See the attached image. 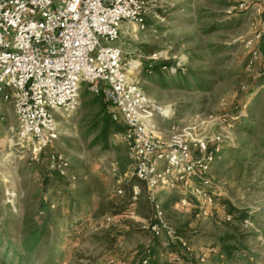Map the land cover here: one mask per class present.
I'll return each mask as SVG.
<instances>
[{
    "label": "rangeland",
    "instance_id": "374dc122",
    "mask_svg": "<svg viewBox=\"0 0 264 264\" xmlns=\"http://www.w3.org/2000/svg\"><path fill=\"white\" fill-rule=\"evenodd\" d=\"M161 3L169 9L165 17L158 9L152 11L144 29L125 22L127 29L114 45L128 57H142L140 86L168 108L169 119L163 123L157 118L161 127L168 125L166 132L157 130L159 137L168 140L179 127H195L209 146L216 137L223 141L207 175L218 188L212 203L189 187L159 194L167 230L154 244L150 220L135 211L152 209L147 191L130 214H112V203L125 196L122 186L134 176V164L124 134L110 136L108 149L93 144L99 105L87 86L82 87L78 108L70 116L57 117L59 130L49 149L67 159L76 180L64 178L50 189L43 186V180L53 176L49 155H36L18 143L16 115L5 105L0 124V264H137L152 247L162 264H178L175 257L184 264H264L263 0ZM154 55L159 59L151 60ZM161 61L174 65L158 73L148 68ZM134 193L139 195V189ZM183 199L188 205L181 204ZM42 200L59 218L43 243L27 253L21 244L22 219L30 217V227H37L45 218L39 208ZM224 200L250 218L239 226ZM169 230L181 233L187 245L176 244L180 255L165 251L171 242ZM227 232L237 237L232 261L217 243Z\"/></svg>",
    "mask_w": 264,
    "mask_h": 264
},
{
    "label": "built area",
    "instance_id": "2783aa9c",
    "mask_svg": "<svg viewBox=\"0 0 264 264\" xmlns=\"http://www.w3.org/2000/svg\"><path fill=\"white\" fill-rule=\"evenodd\" d=\"M56 1L0 0V124L5 105H11L18 143L36 155L48 154L50 171L74 183L67 159L49 149L58 134L57 117L78 108L87 86L109 105L113 120L126 127L134 175L145 182L158 220L150 229L160 236L167 225L158 195L189 187L211 204L218 188L207 175L223 143L216 137L209 146L195 127H179L168 140L159 137L157 118L164 123L169 117L137 80L142 57H128L114 45L124 22L144 29L146 17L161 7V0ZM135 61L139 66L133 69ZM181 204L188 205V199ZM168 236L172 243L187 246L173 231ZM175 261L184 264L179 257Z\"/></svg>",
    "mask_w": 264,
    "mask_h": 264
},
{
    "label": "trees",
    "instance_id": "16d2710c",
    "mask_svg": "<svg viewBox=\"0 0 264 264\" xmlns=\"http://www.w3.org/2000/svg\"><path fill=\"white\" fill-rule=\"evenodd\" d=\"M168 10L169 9L167 8L163 9L162 7H159L157 12H159L162 16L165 17ZM173 65L174 64L172 61L169 62L161 61L158 65L155 66L149 65L148 68L150 69L152 68V70L155 73H158L161 71L162 67H171ZM86 94H89V92L87 91ZM93 102L99 105V109L96 112L92 124L93 126L92 129L94 131H97L96 137L93 140V144L102 145L104 149H108L109 147L108 141L110 136L124 134L126 131V127L124 126V124L113 120L112 115L110 113L109 105L104 103L100 96L95 95ZM218 155L219 153L216 154V157ZM52 175H53L52 178L50 179L45 178L43 180L44 188L46 189L54 188L59 181L64 179L56 172H52ZM122 187L124 188L125 196L122 199H120L118 203L116 204L112 203L111 206H114L115 208L114 211H112L113 216H123L126 214H130L132 212V207L135 205L138 206L139 204L138 201L140 200V198H142L141 196L143 195V193L147 191L145 182L138 179L135 175L131 177V179L127 183H125ZM134 188L139 189L140 191L139 195L138 193L137 194L134 193ZM223 202L224 205L227 207L228 214L236 218V220L239 222V226L250 218L249 213L247 211L237 209L236 207H234L225 200ZM39 208H40V213L45 212V218L37 227L34 228L30 227L29 225L31 223L30 217H26V218L23 217L22 219L23 230L21 234V244L27 253L30 250H32L34 247L43 243L45 236L48 234L49 226H51V224L56 222L59 218L57 211L54 212L50 211V203L42 200L39 203ZM137 210L138 209H135L136 212H139V215L150 220V227L158 223L156 215L152 216L151 213V211L154 210L153 207L152 209L146 207V211H140V210L137 211ZM228 226H230V224ZM2 227L5 228L6 227L5 224H2ZM233 228L237 229L236 226H234ZM173 232L176 236L179 237L182 236L181 233L177 231H173ZM153 238H154V244H159L157 241L159 240V236L153 234ZM217 243L219 245L222 255H225L229 261H232L235 254L238 252L236 233L227 232L219 236L217 239ZM176 244L182 246V244H180L179 241L174 243L170 242L168 245L169 248H165V251L166 252L170 251L172 253H176L180 255L181 253ZM240 245L241 242L239 240V247ZM156 250L157 249H155V247L149 248L147 252L145 251L143 253L142 259L137 264H143V261H145L148 258H150L148 264H162L160 263L159 260L155 258Z\"/></svg>",
    "mask_w": 264,
    "mask_h": 264
},
{
    "label": "crops",
    "instance_id": "0c3cea01",
    "mask_svg": "<svg viewBox=\"0 0 264 264\" xmlns=\"http://www.w3.org/2000/svg\"><path fill=\"white\" fill-rule=\"evenodd\" d=\"M125 29H127V27L125 26V22L122 24V30H125ZM156 124L158 125V130H160V131H168V125L167 126H165V127H161V124L162 123H159L158 121H156ZM160 134V133H159Z\"/></svg>",
    "mask_w": 264,
    "mask_h": 264
},
{
    "label": "bare ground",
    "instance_id": "6f19581e",
    "mask_svg": "<svg viewBox=\"0 0 264 264\" xmlns=\"http://www.w3.org/2000/svg\"><path fill=\"white\" fill-rule=\"evenodd\" d=\"M132 66H133V69H136V67L139 66V62H138V61L133 62V63H132ZM167 109H168L167 107H162V108H161V111L163 112L164 115H166V110H167Z\"/></svg>",
    "mask_w": 264,
    "mask_h": 264
}]
</instances>
